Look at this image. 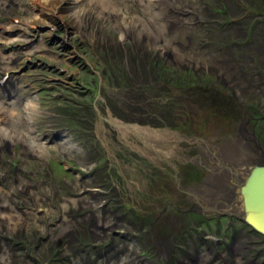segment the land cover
<instances>
[{
	"label": "rangeland",
	"instance_id": "obj_1",
	"mask_svg": "<svg viewBox=\"0 0 264 264\" xmlns=\"http://www.w3.org/2000/svg\"><path fill=\"white\" fill-rule=\"evenodd\" d=\"M4 1L0 35L6 25L23 28L25 39L0 36V213L11 218L0 216V264H209L223 247L211 244L229 234L213 232V219L203 223V208L187 203L180 158L187 143L199 145L190 136L247 114L254 141L244 132L249 142L209 140V160H256L248 155L256 138L264 151V0H107L101 16L78 6L80 22L71 2L56 0L44 7L51 19L28 25L31 0ZM149 130L179 137L161 144ZM217 167L205 180L216 182ZM208 182L191 199L222 209ZM236 225L235 251L250 240L264 248L260 233ZM195 250L201 260L193 262ZM242 255L231 258L246 264Z\"/></svg>",
	"mask_w": 264,
	"mask_h": 264
},
{
	"label": "flooded vegetation",
	"instance_id": "obj_2",
	"mask_svg": "<svg viewBox=\"0 0 264 264\" xmlns=\"http://www.w3.org/2000/svg\"><path fill=\"white\" fill-rule=\"evenodd\" d=\"M218 99H220V98L217 96V98L215 100H212V101L217 102ZM201 108H204V107L201 106ZM201 108H199V109H201ZM240 116L241 117H239V118L228 117L227 120L222 121L218 125V128L212 132L210 130H208V128L206 126V132H203V133L199 132V133H202V135L204 137L203 139H205V141L199 140L198 147H197V144L187 143V147L182 149V154H183L182 156L183 157H181L180 159L183 161L181 165H184L183 166L184 168H183V173L179 176H180V178H182V176L185 174L184 180L186 182V186H185L186 192H185L184 187H183V189H184V193H186V195H187V203L190 205V207L196 206V204L194 203V201L196 199L195 200L191 199V197L193 196V191L197 190L199 188V186H201V184H204L205 178L207 176H209L210 169L208 167L210 166L211 162L208 161V158H209L208 155H209L210 151L209 150L207 151L206 146L209 145V146L213 147V144L211 142H217L218 144H221V143H223V141H229L234 137H241L242 134L245 136L244 133L250 134V132H252L253 136L256 133L253 125H252L253 126L252 130H250L251 128H249L247 126L246 122L248 119H250V115L247 114V116H245V115H240ZM232 120H233V122L231 123ZM199 121H200V119L196 120L195 124L197 125V123ZM241 121H243L244 123H240ZM239 124H240V126H239ZM192 126L193 125H190L189 129H191ZM237 126H239V127L235 129V127H237ZM197 132H198V130H196L195 132H192V134L195 135V134H197ZM183 136H185V135H183ZM231 136H233V137H231ZM193 137H195V136H190L189 139L194 140ZM199 138H202V137H199ZM209 140L211 142H209ZM194 142H196V141H194ZM245 142H249V139L245 138ZM244 147H246L245 143H244ZM253 147L257 148L260 152H262V150H263V147H260V143H259L258 138H256V141H255ZM262 155L264 156V152H262ZM230 164H220V166H218L216 168L217 173L215 174V176L212 175V180H215L216 181L215 183H219L218 186H220V189H222V191H224V190L226 191L227 189L222 186L223 180L220 179L221 180V183H220L219 180L215 177L220 178V174L222 175V178H224L226 175H229V180L231 181L232 186H230L228 190H230L232 193L235 192V196H236L233 200L232 206L228 205L225 202H224V206H223L222 210H218V209H215L212 207L210 208V207H202V206L199 207L198 206L200 208V210H201V208L205 209V210L202 209V213L204 215H202V214L201 215L202 216H208L207 218L203 219V221H202L203 223L208 224V222L213 219V222H212V224H214L213 232L219 233L220 231H222L225 234H229V238L226 241L224 239H217V238L213 241V244H211L212 246L213 245L214 246L222 245L223 247H214L216 250H214L213 257L208 261V263L209 264H235L236 261H234V259L231 257H235L236 255H240L243 253V255L241 256V259L244 260V258L246 256V258H247L246 264H264V261H262L260 259V257H262V256L264 257V255L262 253V252H264V248L259 249V248L255 247L256 242H254V241H251V240L248 241L247 242L248 244L246 243L244 247H239V250L235 251L236 245L238 243L240 245V241H239L238 236L241 232V229H239L238 226L236 225L237 219L239 221H241L240 214L242 213L241 212V210H242L241 204L242 203H241L240 198H239V187L242 183V180H244L245 176L251 171L252 166L264 164V158L263 159H256V160L247 159L246 161H241V163H240L241 166L236 165V163L234 162L235 166L230 167ZM235 168L240 169L241 171L236 170ZM177 179L179 180V177H177ZM175 183H176V181H175ZM176 184H177V187H179L181 189L180 182L178 181V183H176ZM202 188H203V186H202ZM222 215H226V216H222ZM223 217L225 218V221H224V224L222 225L221 220ZM189 225H190V230L193 229V227L195 225L194 219L192 216L189 217ZM208 226H210V224H208ZM202 234L206 235V232L204 230H202V233L199 234L201 239L203 237V236H201ZM203 241H205L204 238H203ZM250 245H253L255 248L254 249L251 248ZM104 246H106L104 251H102V250L98 251L101 263L104 261L106 262L105 258L107 257V254H109L111 251L114 250L113 243H109V244H106ZM210 247L211 246L207 244L204 250L207 253H210L211 252ZM24 249L25 248L23 247V250ZM23 252L25 253L24 254L25 256L29 257L26 253L27 250L23 251ZM186 253L189 255L188 252H186ZM194 253L195 254H192L193 262L201 260V258L197 256V254L199 253L198 250H195ZM171 257H173V254H171ZM119 259L120 258H118V261L115 264L120 263ZM56 260H59V259H56ZM192 260H190V261H192ZM86 261L89 264H93L92 260L86 259ZM106 264H107V262H106ZM111 264H113V263L111 262Z\"/></svg>",
	"mask_w": 264,
	"mask_h": 264
},
{
	"label": "bare ground",
	"instance_id": "obj_3",
	"mask_svg": "<svg viewBox=\"0 0 264 264\" xmlns=\"http://www.w3.org/2000/svg\"><path fill=\"white\" fill-rule=\"evenodd\" d=\"M6 1V0H5ZM4 1V2H5ZM39 0H31V4H32V8H33V15L29 18V21H27V23H24L25 25H28V24H31L32 22H34V21H37V20H42V18L43 19H45V20H48V19H51V15H49V14H44L43 12L45 11L44 9V7H45V5L46 4H53L56 0H41L42 1V3L41 4H44V5H42L41 6V8H36L35 9V5H36V2H38ZM60 1V3L58 4V6H60L61 4H63V3H65L66 4V2L68 1V2H71L72 3V5H73V7L75 8V12L73 13V21L75 22V21H82V17H81V14H79V12L77 11V7L79 6H82L84 3H86V4H89L90 6H92V8H94L95 6H96V9H97V11H98V14L101 16L102 15V12L101 11H103V9L101 8H98L97 6H103V4L105 3V2H107V0H58L57 2H59ZM109 1V0H108ZM7 2V1H6ZM111 2H109V3H107V5H109ZM56 4V5H57ZM55 5V6H56ZM89 6V7H90ZM111 7V9L113 8L114 9V7L111 5L110 6ZM108 8V7H107ZM108 11V10H107ZM106 13H108V12H105V14ZM109 14V13H108ZM125 18V17H124ZM116 19V18H115ZM122 19V18H121ZM120 23V22H119ZM118 23V24H119ZM79 24V23H78ZM84 24V23H83ZM22 26H24V25H22ZM119 26V25H118ZM123 26V25H122ZM26 27V26H25ZM125 28H126V26H125ZM21 31H24V29L22 28V30ZM21 31H19L17 28H15V27H9L8 28V26H6V25H1V38L3 39V41L5 42V41H17V40H24L25 39V37H24V35H21ZM157 40H158V38H157ZM37 43V42H36ZM109 46V45H108ZM6 57V56H5ZM14 59V58H13ZM5 61V60H4ZM31 103V102H30ZM29 103V104H30ZM2 104V103H1ZM29 104H27V106L30 108V109H32V108H34L33 106H29ZM33 105V104H32ZM4 109V108H3ZM29 109V110H30ZM32 110H34V109H32ZM3 113V112H2ZM5 113V112H4ZM7 113V112H6ZM5 113V114H6ZM4 114V115H5ZM10 114V113H9ZM4 115H1L2 117L4 116ZM10 116H12L11 114H10ZM32 116H34V115H32ZM5 121V120H4ZM117 122V121H116ZM119 124V123H118ZM120 125V124H119ZM118 126V125H117ZM116 126V127H117ZM5 127V126H4ZM119 127H121V131L126 135V133H127V131H131L132 129L129 127V126H123L122 127V125L121 126H119ZM136 129V128H135ZM141 130V129H140ZM139 129H138V131H140ZM148 130V129H147ZM0 131L1 132H3V130L2 129H0ZM150 132H149V134L147 133V136H149V137H152V136H150V135H155V136H157V138H158V140H161V144H163L164 142H165V140L168 138V137H170L172 134L173 135H176L177 137H179V135H178V133L176 132V134H175V132L173 131H166L167 133L165 134L166 136H161L159 133H157V132H155V131H157V130H149ZM162 131H164V130H162ZM136 132V131H135ZM4 133L5 134H7V130L5 129V131H4ZM143 133V132H142ZM139 134H140V132H139ZM247 135H249V134H247ZM250 135H251V132H250ZM6 136V135H5ZM159 136V137H158ZM9 138H11V136H8ZM138 137V136H137ZM146 138V137H145ZM171 138H172V136H171ZM170 138V139H171ZM175 138V137H174ZM241 138H244L243 137V135L241 136V137H236L235 139L236 140H234V141H237V139L239 140V139H241ZM12 140H14V141H16V140H18V139H15L14 137L13 138H11ZM147 139V138H146ZM153 139H154V141L156 142V143H158L159 144V141L157 140V139H155L154 137L152 138V141H153ZM169 140V139H168ZM166 143V142H165ZM175 143V142H174ZM168 145V144H167ZM39 146V145H38ZM37 146V147H38ZM234 146V148H230V146H229V148L231 149V153L233 154L232 155V157L235 159V153L236 152H239L240 150H241V148L240 149H236L235 148V146L236 145H233ZM31 147V146H30ZM32 147H35V146H32ZM31 147V148H32ZM44 147V145H42V144H40V147H38V151H37V153H36V155L38 156V157H41L45 152L44 151H42L41 150V148H43ZM207 148H210L211 150V152L209 153V155H211L212 156V158H214L213 157V155H212V149L214 148V147H211V146H206ZM248 155L250 156V158H256V159H263L264 158V156L262 155V152H260V151H258V150H255V151H252V148L251 149H248ZM236 154H238V153H236ZM259 155H261V158H260V156ZM221 156V155H220ZM250 160V159H249ZM252 160V159H251ZM208 161H210L209 160V158H208ZM211 162V161H210ZM229 162V161H228ZM234 162L236 163V165H239V166H241L240 165V163H241V161L240 160H235V161H233L230 165L231 166H235V164H234ZM212 164H215V166H219L220 164L217 162V163H213V162H211ZM236 170H239V171H241L240 169H237V168H235ZM247 169V168H246ZM229 171V170H228ZM247 172V171H246ZM241 173V172H240ZM222 175L220 174V177H221ZM228 176V178H229V175H227ZM240 177V176H239ZM242 177V176H241ZM206 182H205V184L204 185H206V183H207V180H205ZM233 181V180H232ZM209 183V185H207L208 187H211L212 188V190L214 191V192H216V194H218V196L220 197V202H221V205L222 206H224V202L225 203H227L228 205H231L232 206V204H233V200H234V198L236 197L235 196V192L234 193H232L230 190H228L229 189V187L230 186H232V183H230L229 185H223V187L224 188H226L227 190L225 191H220V186H218V184L219 183H210V182H208ZM205 186H203V188H204ZM202 188V189H203ZM206 188V187H205ZM207 191V190H206ZM212 191V192H213ZM217 196V197H218ZM219 198H217V199H215V200H210V202H209V204L210 205H215V201L216 200H218ZM223 201V202H222ZM195 204L196 205H199V206H204V204L203 203H201V202H195ZM212 208H215V206H213ZM219 210H222V209H219ZM10 214H13V213H10ZM5 216L6 217V219H7V222H9L10 220H11V218H10V215H7V214H2V213H0V216ZM12 217L13 216H16V215H11ZM15 218V217H14ZM18 219V216H17V218H16V220ZM1 220V219H0ZM10 223H12V222H10Z\"/></svg>",
	"mask_w": 264,
	"mask_h": 264
},
{
	"label": "water",
	"instance_id": "obj_4",
	"mask_svg": "<svg viewBox=\"0 0 264 264\" xmlns=\"http://www.w3.org/2000/svg\"><path fill=\"white\" fill-rule=\"evenodd\" d=\"M239 198L241 221L264 237V164L252 166L239 187Z\"/></svg>",
	"mask_w": 264,
	"mask_h": 264
}]
</instances>
